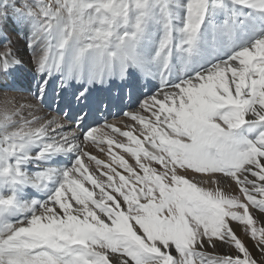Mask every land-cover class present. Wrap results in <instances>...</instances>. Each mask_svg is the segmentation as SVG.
<instances>
[{
  "label": "snow or ice",
  "instance_id": "1",
  "mask_svg": "<svg viewBox=\"0 0 264 264\" xmlns=\"http://www.w3.org/2000/svg\"><path fill=\"white\" fill-rule=\"evenodd\" d=\"M0 264H264V0H0Z\"/></svg>",
  "mask_w": 264,
  "mask_h": 264
},
{
  "label": "bare ground",
  "instance_id": "2",
  "mask_svg": "<svg viewBox=\"0 0 264 264\" xmlns=\"http://www.w3.org/2000/svg\"><path fill=\"white\" fill-rule=\"evenodd\" d=\"M108 119L111 120L112 116H108ZM101 123H103V118H101Z\"/></svg>",
  "mask_w": 264,
  "mask_h": 264
}]
</instances>
